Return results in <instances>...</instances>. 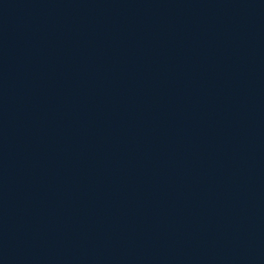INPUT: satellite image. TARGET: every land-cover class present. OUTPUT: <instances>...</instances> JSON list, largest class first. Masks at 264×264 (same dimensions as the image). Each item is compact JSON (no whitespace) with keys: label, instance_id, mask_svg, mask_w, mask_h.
<instances>
[{"label":"water","instance_id":"water-1","mask_svg":"<svg viewBox=\"0 0 264 264\" xmlns=\"http://www.w3.org/2000/svg\"><path fill=\"white\" fill-rule=\"evenodd\" d=\"M0 264H264V0H0Z\"/></svg>","mask_w":264,"mask_h":264}]
</instances>
